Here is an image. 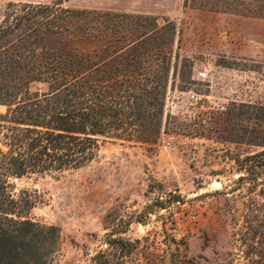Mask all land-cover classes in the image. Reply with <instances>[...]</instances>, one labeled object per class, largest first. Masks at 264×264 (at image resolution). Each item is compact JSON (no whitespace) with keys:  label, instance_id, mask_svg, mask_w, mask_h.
<instances>
[{"label":"rangeland","instance_id":"obj_1","mask_svg":"<svg viewBox=\"0 0 264 264\" xmlns=\"http://www.w3.org/2000/svg\"><path fill=\"white\" fill-rule=\"evenodd\" d=\"M24 1L54 0H0V21L9 2ZM209 2L232 8L184 0L63 1L74 9L173 20L179 61L166 98L168 128L158 140L101 137L98 156L84 167L11 178L15 197L30 201L19 214L59 227L55 264H95L103 252L119 264H264V229H242L240 216L255 200L262 204L261 185L251 188L239 161L264 149V136L257 141L252 132L264 118L253 107L264 106V0ZM7 108L0 104V113ZM120 236L131 243L106 241Z\"/></svg>","mask_w":264,"mask_h":264},{"label":"trees","instance_id":"obj_2","mask_svg":"<svg viewBox=\"0 0 264 264\" xmlns=\"http://www.w3.org/2000/svg\"><path fill=\"white\" fill-rule=\"evenodd\" d=\"M63 1L9 2L0 21V104L8 107L0 113V264H55L60 245L58 226L19 214L30 201L15 197L11 178L78 169L98 156L101 137L155 142L168 128L166 98L179 61L176 23L74 9ZM209 3L184 0L185 6L232 8ZM34 82L47 90L32 91ZM257 120L258 141L264 118ZM239 161L264 198V149ZM255 202L240 214L242 229H264V201ZM106 241L131 243L121 236ZM95 262L119 264L104 252Z\"/></svg>","mask_w":264,"mask_h":264},{"label":"built area","instance_id":"obj_3","mask_svg":"<svg viewBox=\"0 0 264 264\" xmlns=\"http://www.w3.org/2000/svg\"><path fill=\"white\" fill-rule=\"evenodd\" d=\"M199 76L205 77L206 76V72L205 71L199 72ZM192 97H194V95H192Z\"/></svg>","mask_w":264,"mask_h":264},{"label":"bare ground","instance_id":"obj_4","mask_svg":"<svg viewBox=\"0 0 264 264\" xmlns=\"http://www.w3.org/2000/svg\"><path fill=\"white\" fill-rule=\"evenodd\" d=\"M3 107V106H2Z\"/></svg>","mask_w":264,"mask_h":264}]
</instances>
